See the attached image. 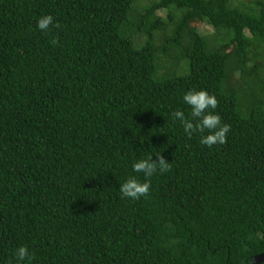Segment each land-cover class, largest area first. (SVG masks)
<instances>
[{
	"label": "trees",
	"instance_id": "16d2710c",
	"mask_svg": "<svg viewBox=\"0 0 264 264\" xmlns=\"http://www.w3.org/2000/svg\"><path fill=\"white\" fill-rule=\"evenodd\" d=\"M140 1L0 0V264L264 254V0Z\"/></svg>",
	"mask_w": 264,
	"mask_h": 264
},
{
	"label": "water",
	"instance_id": "95a60500",
	"mask_svg": "<svg viewBox=\"0 0 264 264\" xmlns=\"http://www.w3.org/2000/svg\"><path fill=\"white\" fill-rule=\"evenodd\" d=\"M263 262H264V254H260V255L255 257L252 264H261Z\"/></svg>",
	"mask_w": 264,
	"mask_h": 264
},
{
	"label": "rangeland",
	"instance_id": "374dc122",
	"mask_svg": "<svg viewBox=\"0 0 264 264\" xmlns=\"http://www.w3.org/2000/svg\"><path fill=\"white\" fill-rule=\"evenodd\" d=\"M149 1H150V0H141V1H140V4H142V3L145 4V3L149 2ZM140 4H139V5H140ZM201 30H202V31H205V30H209V31H210V28L207 27V26H203V27L201 26ZM185 71H187V70L185 69L184 72H185Z\"/></svg>",
	"mask_w": 264,
	"mask_h": 264
}]
</instances>
